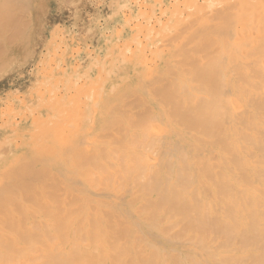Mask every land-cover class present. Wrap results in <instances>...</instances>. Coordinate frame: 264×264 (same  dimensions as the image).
Masks as SVG:
<instances>
[{"label": "bare ground", "instance_id": "6f19581e", "mask_svg": "<svg viewBox=\"0 0 264 264\" xmlns=\"http://www.w3.org/2000/svg\"><path fill=\"white\" fill-rule=\"evenodd\" d=\"M51 1L75 0H0V74L21 49L32 54L34 18ZM155 1L151 30L130 22L131 41L151 34L141 57L156 64L143 81L144 48L130 58L123 43L117 84L108 74L118 70L96 61L95 78L78 65L65 92L52 86L64 100L55 113H42L56 100L42 98L43 79L13 97L27 120L36 108L47 117L37 136L57 128L65 144L55 160L21 155L28 161L0 169V264H264V0ZM52 35L48 55L54 39L66 40L64 30ZM166 45L173 56L162 66Z\"/></svg>", "mask_w": 264, "mask_h": 264}, {"label": "crops", "instance_id": "0c3cea01", "mask_svg": "<svg viewBox=\"0 0 264 264\" xmlns=\"http://www.w3.org/2000/svg\"><path fill=\"white\" fill-rule=\"evenodd\" d=\"M110 1L111 0H75L74 4H67L61 1H51L49 4L44 5L42 7V11L34 18L31 38L33 46L32 54L27 55L26 50L21 49L18 52L19 54H17L16 63L12 65L10 70L0 78V108L6 106L4 103L1 105V103L7 99L9 94L11 96L13 94L12 97L18 95V93L19 95L21 94L30 96L33 88L37 87V85H40L41 81L39 80L42 79L43 82L41 83H44L46 81L48 82L49 79H52L53 88H55L56 86L58 88L60 86V88H63L62 90L65 92V90H67V88L69 87V81L71 80V78L74 79V70L78 65L79 72L82 76L85 75L84 72L88 71L90 67L93 68V70L90 71V76H92V78H95L98 75L101 68L103 69L104 67H102V65H100L101 67L99 66L100 68L96 66L93 67L92 64L96 61H99L100 64L103 62L107 63L108 66L106 68H108V70L114 69L116 72L118 70L117 74L119 75V72L123 67V58L121 55V51H123L124 45L122 46V44H127V42L131 41V39H133L135 35V31L133 32V30L131 29L132 24L130 22L131 20L135 22L134 20L139 19L138 15H140V8L138 7L139 4L134 0H113L111 2ZM166 1L167 0H164L165 3ZM145 3L147 5L152 4L154 6H158L155 0H146ZM123 11L125 12L123 13ZM160 13L161 7H158L157 14L159 15ZM75 14L79 16H76ZM71 24L74 25L72 26ZM56 29L65 31L66 40L64 41V39H62L61 37L54 39V41L51 43V53L48 55L47 44L49 43V41L52 40V34ZM59 39H61V41ZM78 46L80 50L78 49ZM74 47L78 50H75ZM53 48L57 52H54V59H50V57H53ZM59 48L60 50L62 49L61 52ZM71 59L73 62L71 61ZM49 60H54V63L53 61L49 63ZM58 62L59 64H57ZM43 63H46L45 66ZM54 64H56V66H53ZM36 65H39V67H35ZM50 66L54 68V72L49 76L46 72H48ZM61 68L63 69L62 71ZM98 69L99 71H97ZM41 71H46V75L43 73L41 74ZM117 74L109 73V81H115L114 83L117 84V81L121 79L120 77L122 76V74H120L119 76H117ZM68 75H70L71 78ZM56 79L58 80L57 82L55 81ZM53 81H55L56 84ZM57 83L59 85H57ZM16 108H20L23 113H27V111H29L28 106L23 105L22 103H17ZM43 112H45V109H42V113ZM21 125L22 127L20 128V131L23 132L29 129L27 128V123ZM9 132L10 129L8 130V128L0 129V142H4L7 137L10 136Z\"/></svg>", "mask_w": 264, "mask_h": 264}, {"label": "rangeland", "instance_id": "374dc122", "mask_svg": "<svg viewBox=\"0 0 264 264\" xmlns=\"http://www.w3.org/2000/svg\"><path fill=\"white\" fill-rule=\"evenodd\" d=\"M136 1V0H135ZM141 1V0H140ZM139 0H137V3L139 2L140 4H139V6H141L142 5V3L140 2ZM145 5V6H144ZM142 7H144V8H142V13H140L141 14V16H139V19H138V23H139V25L140 26H142V23H144L143 24V26L144 25H146V27H143L142 29H140V30H138L139 32H143V33H146V31H147V29H148V31H149V29H150V27H149V25H150V22H149V20L150 19H152V13L154 12V7H152V6H148L146 3H143V5H142ZM152 7V8H151ZM149 8H151L149 11H150V13H149V11H148V9ZM161 13H162V15L161 16H163L164 15V13H165V11H164V9H163V6H161ZM166 10V9H165ZM149 13V14H148ZM148 15V16H147ZM164 17V16H163ZM141 18V19H140ZM157 19H155V23L157 24ZM153 22V24L154 25H156L155 23ZM168 23V21H165V23L164 24H162L163 25V27H164V25H165V27L163 28L164 30H166V24ZM149 24V25H148ZM180 26V25H179ZM178 26V27H179ZM137 27V26H136ZM152 29V28H151ZM150 29V30H151ZM138 32V34H137V36L138 37H140L142 34H140ZM150 34V32H148V35L147 34H145V36L143 37V36H141L142 38H144V39H142V40H140V39H138L137 37H136V39L134 38V40H132L131 42H134V43H132L131 44V42L130 43H128V45L126 46L125 45V49L124 50H127V47H129V51H130V54H129V57L130 58H132V57H136V55L137 54H135V49H138V48H144V50H145V53H143V54H141L140 55V59H139V64L141 65V67H142V69H141V73H139L140 75V77H139V80H141L142 78V80L141 81H143L146 77H147V74H148V71L150 70H148V67L150 66L151 67V65H152V68H151V70H150V72L151 71H154V69H153V65H155L156 63H155V61H151V64H150V62L148 61H146L144 58H146L147 56L149 57V55H146L145 57H144V55L147 53V45H148V43H149V41H150V39H151V34ZM156 36V35H155ZM145 37H147L146 38V40H145ZM149 37V38H148ZM158 38H161V36H156L154 39H158ZM183 38H184V35L182 36V37H180V39L179 40H183ZM138 39V41H136ZM148 39V40H147ZM144 40V41H143ZM135 41H136V43H135ZM140 41V42H139ZM142 41V42H141ZM164 41H165V38H164ZM139 42V43H138ZM144 42V43H143ZM141 43L143 44V47L142 46H140L141 45ZM130 44V45H129ZM130 47H132V49H130ZM185 47H186V45H185ZM146 48V49H145ZM165 48V49H164ZM134 49V50H133ZM168 49V50H167ZM132 50V51H131ZM144 50H143V52H144ZM169 50H170V52H169ZM163 53H162V57H164L163 58V60L161 59V62H159L160 64H162V66H165V65H163V64H167L169 61H171V59H172V56H173V54L171 53L172 52V50L171 49H169V47L166 45V47H163ZM129 53V52H128ZM17 54H19V53H17ZM131 55V56H130ZM167 55V56H166ZM168 55H171V56H168ZM141 56H143V57H141ZM148 57H147V59H148ZM166 57V58H165ZM170 57V58H169ZM143 58V59H142ZM152 59V58H151ZM167 59V60H166ZM170 59V60H169ZM131 60V59H130ZM141 60H145L146 62L143 64L142 63V61ZM132 61V60H131ZM164 61V62H163ZM165 61H167L166 63H165ZM57 64H59V62L57 63ZM147 64V65H146ZM150 64V65H149ZM56 65V64H55ZM149 65V66H148ZM146 68V69H145ZM147 71V72H146ZM49 72H54V68H50L49 69ZM48 72V75L50 76L52 73H49ZM144 72H146V73H144ZM149 72V73H150ZM142 74H145V75H143V77H142ZM0 75H3V73H1ZM45 83V82H44ZM41 85V84H40ZM39 85V86H40ZM49 85V86H48ZM46 86H48V87H46ZM42 87V88H41ZM40 88H41V92L43 91L44 93V97L42 96V98H45V97H47L49 100V102H51L52 100H53V98L54 99H56L54 102V104L52 105V103H51V107L50 108H43V109H45V113L46 114H48V113H55V112H57L58 111V106H60V107H63L64 106V100H63V95L61 94V95H59V93H52L53 92V90H52V79H50V81L49 82H47V83H45L44 85L42 84V86H41ZM48 88H50V89H48ZM83 90V89H82ZM48 91H51V94L48 92ZM93 93H91V97L93 98V96L95 97L94 99L95 100H97V99H99L100 97H102L103 95V92H101V91H99L98 92V94L100 93L101 95H99V96H97L98 94L96 93V95H94V91H92ZM40 92H38V94H39ZM48 93H49V95H48ZM42 94V93H41ZM40 94V95H41ZM54 94V95H53ZM57 96L59 97L58 98V101H57ZM15 98V97H14ZM79 98L80 99H82V97L81 96H79ZM79 98H76V99H79ZM22 99H24V97L22 98ZM75 99V101L77 102V100ZM14 100V101H13ZM63 102H62V101ZM83 100V99H82ZM82 100H78V102L79 101H82ZM9 101V102H8ZM57 101V102H56ZM75 102V103H76ZM76 103L75 105H77V104H81V102L80 103ZM3 103V102H2ZM2 103H1V105H2ZM13 103H14V105H13ZM57 103V104H56ZM6 104H8V105H6V106H4V107H1V109H0V129H10V132H9V134H10V136H8L7 137V139L5 140L6 141V143H5V141L4 142H0L2 145L0 146V169L1 170H7V169H9V168H12V167H14L15 166V164L20 160V161H28V159H34V158H37V159H44L45 157L47 158L48 157V159H49V156H53L54 158H51V159H49V160H55L56 158H57V152H58V149H56V148H58V146L60 147V145L61 146H63L64 144H65V142H62L63 141V139H64V137L62 138V136H60V133H57L56 135L60 138V139H56V138H58V137H56V135H55V133L58 131V132H60V130L59 129H57V128H50V127H48L49 129V131L47 132V131H44V133L41 131V129H40V132H41V134H39V136H37L38 135V133L35 131V129L36 130H38L40 127H39V125L41 126L42 125V123L44 122V119H45V121H46V123H47V117H42V116H40V115H38V112H39V108H36V109H34V113H31V117H30V119H28L27 120V117L29 116V114H23V112L21 111L20 112V110L19 109H17L16 108V105H15V99H13V97L11 96L10 98H9V100H7V102H6ZM58 108H57V107ZM78 106H80V108H81V112L82 113H85L86 112V110H88V108H85V106L86 105H84V103H82V105H78ZM7 107V108H6ZM10 107H12V108H10ZM77 107V106H76ZM75 107V108H76ZM3 108V109H2ZM15 108V109H14ZM53 108V109H52ZM3 110H5V111H3ZM16 110V111H15ZM18 110V111H17ZM50 110V111H49ZM14 113H13V112ZM55 111V112H54ZM93 111V110H92ZM95 111H97L96 109H95ZM101 111H103V110H101ZM74 112H76V114H75V119H78V120H76V122H78V121H81L82 120V118L80 117V118H78V113H80V110L79 109H75L74 110ZM9 113V114H8ZM26 113V112H25ZM27 113H28V111H27ZM93 113V112H92ZM94 113H96V112H94ZM98 113V112H97ZM33 114V115H32ZM35 114H36V116H37V120H39V123H36V119H35ZM83 114H81V116H82ZM6 116V117H5ZM9 116V117H8ZM13 116H15L16 117V119H13ZM34 116V118L32 119V117ZM77 116V117H76ZM79 116H80V114H79ZM14 117V118H15ZM19 117V118H18ZM41 117V119H39ZM48 117H50V116H48ZM95 117V116H94ZM8 118V119H7ZM29 118V117H28ZM90 118H92V117H90ZM1 119H3L2 121H1ZM12 119V120H11ZM43 119V120H42ZM59 119H61V117H59ZM86 119H88V118H86ZM95 119V118H94ZM24 120H26V121H24ZM32 120H34L33 122H32ZM40 120H42L41 122H40ZM63 120V119H62ZM92 120V119H91ZM12 121V122H11ZM15 121V122H14ZM55 121V120H54ZM9 122H11V123H9ZM27 123V124H31V122H32V124L31 125H28L27 126V128H29V129H27V131H23V132H21L20 131V128L22 127V125H20V123ZM62 122V121H61ZM3 123H5V124H3ZM7 123V124H6ZM9 123V124H8ZM59 123V122H58ZM35 124H37V125H35ZM55 124H57V120H56V123ZM54 124V125H55ZM61 124V123H60ZM54 125H52V126H54ZM43 126V125H42ZM46 126V125H45ZM51 126V127H52ZM80 127H82L81 125H79ZM17 127V128H16ZM57 127V126H56ZM80 127H76V128H80ZM13 128V129H12ZM33 128V129H32ZM42 128V127H41ZM45 128V127H44ZM43 128V129H44ZM60 128V127H59ZM51 129V130H50ZM57 129V130H56ZM61 129V128H60ZM47 130V129H46ZM28 132V133H27ZM39 132V131H38ZM49 132H51V133H49ZM55 132V133H54ZM33 133V134H32ZM54 133V134H53ZM34 134L36 135V137L34 136ZM46 134H52L53 135V137H50V136H48V135H46ZM63 134V133H62ZM44 135H46V136H44ZM55 135V136H54ZM17 136V137H16ZM65 137H68L69 135H64ZM35 137V138H34ZM19 138V139H18ZM38 139H40V140H38ZM30 140V141H29ZM54 140V142L52 143V141ZM55 140H57V141H55ZM20 142L19 143V147L18 146H16V148H15V144L14 143H16V142ZM38 141V142H37ZM49 141V142H48ZM41 142V143H40ZM58 143V144H56V143ZM40 143V144H39ZM55 143V144H54ZM64 143V144H63ZM18 144V143H17ZM16 144V145H17ZM35 144V145H34ZM52 144V145H51ZM37 145V146H36ZM47 145H48V149H50V150H46L45 148H44V146L47 148ZM8 146V147H7ZM30 148H29V147ZM54 146V147H53ZM5 147H7L6 148V153H4L5 152V150L3 151V148L5 149ZM36 147V148H35ZM40 147V148H39ZM43 147V148H42ZM29 148V149H28ZM33 148V149H32ZM35 148V149H34ZM13 149V150H12ZM28 149V150H27ZM53 149H54V152H53ZM41 150V152H42V154L44 153V155L46 154V156H42V154H40L39 153V151ZM45 150V151H44ZM25 152H26V154H25ZM30 152V153H29ZM53 152V153H52ZM56 152V153H55ZM35 153L37 154V153H39V154H37V155H35ZM54 153L56 154V155H54ZM32 154V155H31ZM23 156V158H24V155L25 156H27L26 158H28V159H22L21 157ZM21 156V157H20ZM36 156V157H35ZM37 156H39V158L37 157ZM19 161V162H20ZM18 162V163H19ZM18 165V164H17ZM16 167V166H15ZM14 167V168H15Z\"/></svg>", "mask_w": 264, "mask_h": 264}]
</instances>
